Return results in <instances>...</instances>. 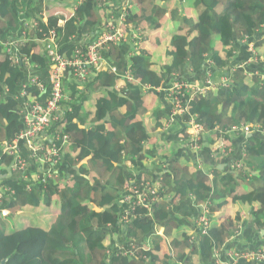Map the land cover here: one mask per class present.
<instances>
[{"label": "trees", "instance_id": "1", "mask_svg": "<svg viewBox=\"0 0 264 264\" xmlns=\"http://www.w3.org/2000/svg\"><path fill=\"white\" fill-rule=\"evenodd\" d=\"M28 1L0 0V156L5 176L3 184L12 191L4 194L0 205L10 210L8 216H0V264H214L216 252L232 262L227 256L228 249L263 246L264 241H254V237L264 238V74L244 66L231 71L228 66L242 39L254 41L259 51L264 49L256 40L260 32L259 37L264 35V0H188L194 17L184 10L180 12L177 5L171 4L172 0H134L136 10L127 20L151 31L154 41L135 51L132 44L133 53L127 58L129 67L118 77L124 80L122 91L111 90L118 79L115 74L94 69L86 88L79 92L74 82L68 81L73 76L68 72L66 80L62 77L60 82L65 94L72 97L65 106L73 101V109L59 123L69 135L59 146L60 162L51 167L52 164L35 157L33 149L23 148L21 155L28 165L24 171L14 172L10 168L12 159L4 153L2 143L23 127L22 105L14 94L27 73L25 64L16 63L5 51L4 43L10 37L22 39V13ZM58 1L65 5L77 2V7L40 12L44 17L47 13V21L42 17L37 18L35 26L31 22L25 28L27 37L18 46L21 58L27 57L42 71H47L43 77V93L37 86H30L32 97L39 101L53 95L54 84L48 76L49 59L38 42L54 31L58 51L71 56L76 47L85 45L79 40L91 35L93 39L96 27L104 26L112 13L123 9L121 0ZM5 19L6 25H2ZM247 46L245 43L246 50ZM124 49V45L114 46L103 51V56L112 60L110 55H115L112 63L122 67ZM259 59L264 60V52ZM208 67L213 73V82L224 70L230 77L229 85L198 94L196 90L183 88L184 96L176 95L186 111L172 124L179 129L165 133L173 105L166 108L153 90L185 81L209 89L212 81L206 77ZM167 81L171 83L165 84ZM69 84H73L72 93L67 89ZM149 88L153 90L147 92ZM166 92L161 93L169 96V90ZM143 115L148 118L146 125ZM192 120L203 125L207 132L239 127L247 153V158L242 159V168L234 165L233 171H220L210 181L205 173L207 161L202 169L195 170L187 167L186 160L180 162L181 157L173 155V147L187 134ZM160 130L166 144L158 150L150 141ZM47 134L52 137L58 133L50 128ZM146 143L150 144L149 148ZM191 149L187 140L186 152L195 155L201 152ZM180 155L192 161L182 151ZM159 156L158 161L163 160L160 184L163 189L167 188L172 200L159 201L152 216L137 218L126 229L120 228V192L129 180H142L132 172L127 161L138 164ZM216 165L210 164L217 169ZM50 168L56 175L43 183L42 177ZM37 172L40 179L35 177ZM24 175L33 183L31 189ZM152 178L145 180L153 181ZM243 186L245 190L241 189ZM164 193L165 189L161 194ZM188 194L199 208L190 222L196 226L204 212L203 205L213 215L206 234L171 218V204L190 199ZM41 207L53 218L47 226L37 225L42 221L34 223L25 219L23 228L7 230V219L25 218L31 208ZM12 209H15L13 214ZM243 222V234L235 237ZM156 225L165 227L166 237L154 233ZM113 234L121 238L111 242ZM149 234L154 235V245L140 244L139 240ZM129 241L137 246L135 255H117L113 248L115 252L108 258V246L112 248L116 242L127 245ZM242 262L264 264V261L245 260L235 264Z\"/></svg>", "mask_w": 264, "mask_h": 264}, {"label": "built area", "instance_id": "2", "mask_svg": "<svg viewBox=\"0 0 264 264\" xmlns=\"http://www.w3.org/2000/svg\"><path fill=\"white\" fill-rule=\"evenodd\" d=\"M45 2L46 0H40ZM122 8L119 13H112L110 19L104 24L99 26L98 30L93 35L86 38L84 46H78L75 48L71 56L61 54L56 45L55 32L52 31L45 40L43 50L50 59V66L48 67L49 79L54 84L53 95L47 97L43 102L41 101H26L27 95L29 96L30 86H39L40 89L45 91L44 81L41 80L40 74L37 70V66L30 62L27 57L21 58L18 55V46L22 43V39H25L28 26L31 22L23 21V32L22 39L18 37H10L7 42L4 43V49L11 55L16 63H24L26 66V79L20 85L19 90L15 92V97L24 101V127L17 133V135L9 142L5 143V154L12 157V164L10 166L12 171L19 170L24 171L28 165L25 158L22 157L21 152L23 148L33 149L34 156L38 157L43 163L52 164L51 167L55 166L60 162L61 150L57 146L53 137H57L60 141L65 143L69 139V135L57 134L52 136L51 139H47V131L51 127L43 124V121H60L63 110L66 108L65 102L69 101V97L65 94L63 87H61V78H67V73L72 74L76 81L82 85H85L92 77L93 70L101 66L103 61L107 60L103 56V51H107L114 46H122L126 44H133L137 48L141 42V29L135 27L132 23L128 22L127 18L133 11L135 6L134 0H121ZM77 5H75L76 7ZM37 19L33 20V25H37ZM62 23V21H60ZM78 42H83L79 40ZM251 50L253 48L251 47ZM113 70H116L114 67ZM209 75L212 77L213 73ZM73 78V81L75 82ZM229 79L227 77L221 78V83L224 86H228ZM213 84V83H212ZM183 88L188 91L196 90L198 93H204L208 90L207 87H196L195 85L185 81L177 82L170 86L169 90L170 102L173 105L171 117L167 123V128L175 123L179 115L184 113L186 109L181 104V99L176 94L184 96ZM195 94V95H196ZM189 129L187 132L188 139L190 140L191 150L198 153L202 149V134L204 132V126L192 120L189 122ZM27 140V145H24L23 141ZM37 147L36 148H34ZM42 147V148H39ZM40 149H45L47 152L44 153ZM51 150L49 153L48 151ZM232 151V150H231ZM201 165V163H200ZM235 166L238 169L242 168L241 163H236ZM2 172L1 157H0V174ZM56 175L52 168L47 169L42 177V182L45 183L48 178ZM36 179H40L41 175L39 172L35 174ZM160 182L142 179H131L129 180L120 192L118 204L123 209L121 213L122 225L120 228L126 229L130 225L131 218L137 216L136 210L145 209L151 211L154 209L155 204L163 199L161 192L163 191ZM11 190L0 181V205L3 202V196L6 192ZM12 192V191H11ZM203 214H201L197 220L195 228L199 229L202 233L208 232L209 226L212 222L213 215L209 213L206 205H203ZM9 210L3 209L2 215L8 216ZM245 222L240 224L241 228L235 237H239L243 234ZM113 248L117 251V255H135L137 246L129 241L127 245L121 242H116L114 247L107 249L109 259L113 254ZM227 256L232 262L227 261L218 252L215 253L214 264H235L239 261H264V245L258 247H252L245 250H237L234 248L227 250ZM171 264V263H170ZM178 264V263H175ZM189 264V263H181Z\"/></svg>", "mask_w": 264, "mask_h": 264}, {"label": "crops", "instance_id": "3", "mask_svg": "<svg viewBox=\"0 0 264 264\" xmlns=\"http://www.w3.org/2000/svg\"><path fill=\"white\" fill-rule=\"evenodd\" d=\"M76 3L77 2H73L72 4L65 5L64 3H60V2L57 3L56 0H46L44 3L41 2L40 0H29L28 5H27V9L22 13V20L32 22L33 20L37 19V15L40 14V11H41V8L43 5H46V7H47L46 12H49L53 8L74 7L76 5ZM171 4H175V6L177 5L179 7L180 12L183 13V10H184L189 16H192V17L195 16V12L193 11L192 3L190 1H188V0H172ZM134 10H136V4L133 8L132 13L134 12ZM46 14H45V19L48 18ZM105 20H106V18H105ZM135 24H134L135 27H138L141 29V42H140V45L134 49V51L138 50L140 47H143L145 45H151L154 41L152 38L151 31H149L147 28H145L144 26H142L140 24H136L137 26ZM2 25H6V19L3 21ZM98 27H99V25L96 28H98ZM262 33H264V32H262ZM260 35H261V32L258 35V37H256V40L257 41L259 40L260 42H258V43H262V46L264 48V35L259 37ZM86 41L87 40L84 37L83 42H86ZM241 43H242V45L241 44L238 45V49H237L235 56L229 62V66H228L229 70L233 71V69H235V67H237V66H244V67H246L247 70L248 69H252V70L254 69L255 73L261 72L262 74H264V60L261 61V59H259V55L261 56V53L264 52V49H261L259 51V49H257V47L255 45V42L254 41L249 42L248 38L242 39ZM245 43H248L247 50L244 47ZM38 45L40 46L41 50H43L44 43L42 41H39ZM132 46H133L132 44L127 45L128 52L127 53L124 52V55L121 58L122 67H120L118 64L112 63V61H114L116 59V57H115V55L111 54L110 59H112V60H109V58H108L107 60L103 61L102 65L97 67L96 70L107 71L109 73L115 74L117 76V78L118 77L120 78V75L121 76L124 75L125 68L129 67V63L127 62V58L129 56H131V54L133 53ZM156 46L157 45L155 44V47ZM251 47L253 48V50H251ZM251 54H253V56H251ZM209 66H210V64H209ZM114 67L116 68V70H113ZM210 72H211V69H209V67H208V70L206 72V77L211 79V76L209 75ZM200 74L202 75V73H200ZM222 77H227L228 79L230 78L229 75L224 70H222V72H220V74L217 75V78L214 79L215 82H213L211 79L213 84L208 90H210L211 88L218 87V86L222 85V83H221ZM73 78L75 79L74 76L69 77L68 81L74 82ZM119 78L116 80V85L111 87V90H114L117 92L122 91V88H124V80L119 79ZM194 80L198 81L199 78H196ZM169 83H171V82L167 81L165 84H169ZM73 84L76 86V88L79 92H83V90L86 88V85L77 84L76 79H75V82ZM73 84H69L68 88H67L71 93L74 90V87L71 86ZM170 86L171 85L165 86V87H159L156 90L149 88V89H147V92H150L152 90L155 91L156 95L158 94L157 97L159 96L158 98H160L162 100V102L165 104L166 108H168L169 106H171L170 97L167 94L165 95V93H161V92H164V91L166 92ZM77 95H79V93ZM80 98H82V94L80 95ZM71 99H72V97L69 98L70 101H71ZM72 103H73V101H72ZM72 103L70 106L68 105V107L63 110L64 112L62 113L61 120H60L62 123L65 120V116H66L67 112L69 110L73 109ZM141 118L145 121V125H146L148 122L147 116L143 115ZM87 124H89V123H87ZM178 129L179 128H176L174 125H171L164 132L165 133H172V131L177 132ZM55 130L57 131L58 134L68 135L67 133L64 132L63 124L60 128H57ZM240 131H242V130L239 129V127H237V128L233 127V128L228 129L226 131H222L221 129H214L213 131L211 130L209 132H207L204 128V136L202 139V149H201V152H199L196 155L194 153H190L191 152L190 150H189L190 152L185 151V148H187V139H188V135L185 134L182 136L181 140L178 143H176L175 146L173 147V155L176 157L177 156L181 157L180 162L182 160H186L187 161V163H186L187 167L188 168L192 167L194 170H195V168L196 169H202L203 163L207 161L206 163L209 166L205 167V173L208 175L209 180L212 181L216 175L220 174V171L221 172L222 171L228 172L230 169H231V171H233V166L236 163H242V159L247 158V153L244 149L245 138H243V136L239 133ZM161 132H162V130H160L156 134H153L152 140L150 141V143L152 145H156L158 147V150H159V148H161V146H163V148H164V146L166 144V141L163 138H161V136H160ZM59 145H62L61 141H59ZM146 145H147L146 148H149L148 146H150V144L146 143ZM163 148H162V150H163ZM181 151L183 152L184 155H189L190 158H192V161L187 160L185 157H182L183 155H180ZM160 158L161 157L159 156V158H156V159L155 158L145 159V160L139 161L138 164H136V163L133 164L131 160H128L127 164L129 165V168L132 170V172L135 175L139 176L140 178L149 179V177H153L152 178L153 181L161 182V180L163 178V172L161 171V169L163 168L161 165L163 160L161 162H159L158 159H160ZM200 163H201V165H200ZM209 163L212 165H215V163H217L216 166H217L218 170L216 168L210 166ZM157 172H158V174H157ZM243 188H245V186H243ZM162 189H163V187H162ZM164 189L166 191L167 188H164ZM188 196H190V199H186L180 204H178V203H176L174 205L171 204L172 209H171L170 215H171V218H173L174 220H177L181 223L186 224V226L190 229L196 230L194 222H190V221H194L195 216L199 212V208L193 203V200L191 198V194L190 195L188 194ZM171 198H172V195L168 196L167 199L163 198V199H160L159 201L161 202V201L167 200L168 202H170L172 200ZM159 201L155 204L154 209L151 210L150 212L145 210V209L136 210L137 216L135 218H131L130 225L137 218L147 216V215L152 216L154 214L155 208L159 204ZM118 207L120 210L118 225L121 227L122 222H123L122 217H121V213H122L123 209L120 207L119 204H118ZM155 231L156 232H154V233H157L159 235H164L166 230H165L164 226L156 225ZM153 236H154L153 234H149L148 236L141 238L139 240V243L146 246V247H151L154 245ZM120 238H121L120 235L113 234L110 241L111 242L112 241H118ZM256 240L257 241H260V240L264 241V238L256 236V237H254V241H256ZM241 244L244 246L246 244V242L243 241V242H241ZM241 264H246V262H242Z\"/></svg>", "mask_w": 264, "mask_h": 264}, {"label": "rangeland", "instance_id": "4", "mask_svg": "<svg viewBox=\"0 0 264 264\" xmlns=\"http://www.w3.org/2000/svg\"><path fill=\"white\" fill-rule=\"evenodd\" d=\"M56 2L57 3H59V1L58 0H56ZM77 7V6H76ZM46 9H47V7H46V5H43L42 6V8H41V11L40 12H42V11H46ZM44 18V21H47V19H45V17L44 16H42V15H37V18ZM132 23V22H131ZM133 24V23H132ZM7 34V33H6ZM127 45H129V44H126V45H124V46H127ZM125 49H124V52L125 53H127L128 52V47H124ZM42 51V53L44 54L45 53V51L44 50H41ZM48 57V56H47ZM48 59H49V57H48ZM30 62L33 64V65H35L34 64V62H32L31 61V59H30ZM51 64V62H50V59H49V65ZM35 66H37V65H35ZM26 67V66H25ZM37 70L39 71V72H41V76H40V78H41V80H44L43 79V77L44 76H46L47 75V71L45 70V71H42L38 66H37ZM20 87V86H19ZM37 88H40L39 86H37ZM42 93H43V90L41 89L40 90ZM31 93H32V90H30L29 91V96L27 95V97H26V101H28V102H30V101H34V100H36L35 98H33L32 97V95H31ZM16 98V97H15ZM17 99V98H16ZM17 100H19L20 102H21V105H22V110H21V118H22V121H23V127H24V116H23V113H24V101H22V100H20V99H17ZM36 101H39V100H36ZM41 102H43V101H41ZM144 124H145V121L143 122ZM22 127V128H23ZM177 127V126H176ZM21 128V129H22ZM172 132H174V131H172ZM18 133V132H17ZM17 133H16V135H17ZM15 135V136H16ZM14 136V137H15ZM13 137V138H14ZM13 138H11V139H8V140H3V145H5V143L6 142H9V141H11ZM34 148H36L37 149V147H35L34 146ZM39 148H42V147H39ZM42 152H44V153H46L47 151L45 150V149H40ZM51 150H49L48 151V153L50 152ZM1 157V156H0ZM1 159H2V157H1ZM10 159H13L12 157L10 158ZM0 181L3 183V181H5V176H4V174H3V172H1V174H0ZM242 190H245V188H241ZM163 191H164V189H163ZM162 191V192H163ZM163 196V198H166L167 199V197L168 196H170V194H169V192H167V190L165 191V193H164V195H162ZM3 209H7V210H9L8 208H1L0 207V216H2V217H5V216H3L2 215V210ZM10 211V210H9ZM14 211H15V209H12V214L14 213ZM10 214V213H9ZM26 214V213H25ZM27 215V217H25V218H23V217H15V218H9V219H7V223H8V231L10 232V231H13V230H15V229H21V228H23L24 226H25V219H27L29 222H34V223H36V222H43V223H38L37 225H41V226H47V224L53 219V218H51V217H49L48 216V212H47V209L45 208V207H41V208H38V209H33V208H31L30 209V214H26Z\"/></svg>", "mask_w": 264, "mask_h": 264}, {"label": "bare ground", "instance_id": "5", "mask_svg": "<svg viewBox=\"0 0 264 264\" xmlns=\"http://www.w3.org/2000/svg\"><path fill=\"white\" fill-rule=\"evenodd\" d=\"M45 99H47V97L45 98ZM61 121H57V120H55V121H43V124L44 125H46V126H48V127H51V128H55V129H57L58 127H61L62 125L61 124H59ZM47 139H51L52 137H50V136H45ZM53 139L55 140V142H56V144H57V146H61V145H59V139L55 136V137H53ZM23 143H24V145L26 144L27 145V140H24L23 141ZM14 172H21V171H19V170H15ZM26 180H28L29 181V179L27 178V176H23ZM32 186H33V183H31V181H29V183H28V185H27V187H28V189H31L32 188ZM31 191V190H30Z\"/></svg>", "mask_w": 264, "mask_h": 264}]
</instances>
